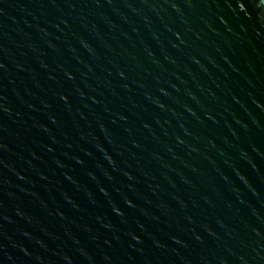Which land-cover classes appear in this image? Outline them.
I'll use <instances>...</instances> for the list:
<instances>
[{
  "label": "water",
  "instance_id": "95a60500",
  "mask_svg": "<svg viewBox=\"0 0 264 264\" xmlns=\"http://www.w3.org/2000/svg\"><path fill=\"white\" fill-rule=\"evenodd\" d=\"M0 264H264V0H0Z\"/></svg>",
  "mask_w": 264,
  "mask_h": 264
}]
</instances>
